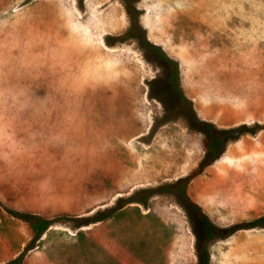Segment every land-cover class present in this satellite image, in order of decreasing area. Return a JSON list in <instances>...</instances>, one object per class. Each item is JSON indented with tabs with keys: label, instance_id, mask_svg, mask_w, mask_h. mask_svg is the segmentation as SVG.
I'll return each mask as SVG.
<instances>
[{
	"label": "rangeland",
	"instance_id": "374dc122",
	"mask_svg": "<svg viewBox=\"0 0 264 264\" xmlns=\"http://www.w3.org/2000/svg\"><path fill=\"white\" fill-rule=\"evenodd\" d=\"M137 6L197 115L247 126L188 194L219 227L264 215V0ZM127 26L120 0H0V264L30 240L5 208L91 214L201 159V132L167 114L161 67L133 39L105 42ZM189 219L174 196L155 194L102 222L53 223L21 264H197ZM208 250L210 264H264V225L214 236Z\"/></svg>",
	"mask_w": 264,
	"mask_h": 264
},
{
	"label": "trees",
	"instance_id": "16d2710c",
	"mask_svg": "<svg viewBox=\"0 0 264 264\" xmlns=\"http://www.w3.org/2000/svg\"><path fill=\"white\" fill-rule=\"evenodd\" d=\"M120 2L126 14L128 26L125 31L109 36L105 42L108 45H112L115 42L133 39L143 56L161 67L162 75L160 79L156 80V87H159V90L162 89V91L167 90L170 92L171 99L169 101L167 114L169 116L174 114L181 115L189 126L201 132L203 155L198 163L190 169L186 175L174 181L138 188L126 196H118L113 205L96 210L91 214L48 217L37 213L5 208L9 214L26 222L30 232V240L17 256L4 264H21L24 252L34 245L50 225L59 220H72L77 227L102 222L112 217L114 213L124 205L129 203H141L144 205L148 202L149 198L155 194L174 196L178 203L189 214L190 224L195 236L194 250L197 264H210L208 242L212 237H227L239 229L264 225V215H260L249 220H242L225 227H219L208 217L202 206L194 201L188 194L187 186L191 179L201 174L208 165L222 154L228 138L238 136L247 126L240 125L233 128L222 129L216 127L208 120L201 119L194 109L192 100L185 94L180 84V73L177 60L168 55L158 43L148 39L146 29L139 19L140 9L137 6L139 0H120ZM254 127L261 126L256 125Z\"/></svg>",
	"mask_w": 264,
	"mask_h": 264
}]
</instances>
